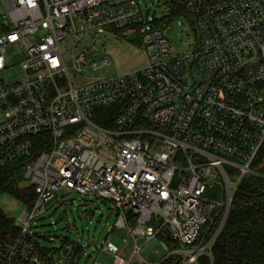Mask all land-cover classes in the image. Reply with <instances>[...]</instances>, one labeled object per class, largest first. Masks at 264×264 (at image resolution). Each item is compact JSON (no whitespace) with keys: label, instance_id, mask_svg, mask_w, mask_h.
<instances>
[{"label":"built area","instance_id":"1","mask_svg":"<svg viewBox=\"0 0 264 264\" xmlns=\"http://www.w3.org/2000/svg\"><path fill=\"white\" fill-rule=\"evenodd\" d=\"M163 1L167 12L156 17L139 0H0V168L48 141L26 167L19 188L34 200L21 203L15 237L0 239V264H81L86 247L41 248L31 232L60 189L116 214L83 264L102 252L111 264H196L220 230L200 238L213 212L223 209V223L240 181L264 178V0ZM173 3L186 17L169 22ZM173 24H193L187 54L167 39ZM106 35L139 41L146 66L105 78L111 63L94 44ZM12 47L23 58L7 81ZM113 230L128 235L120 249ZM157 247L161 261H146Z\"/></svg>","mask_w":264,"mask_h":264},{"label":"rangeland","instance_id":"2","mask_svg":"<svg viewBox=\"0 0 264 264\" xmlns=\"http://www.w3.org/2000/svg\"><path fill=\"white\" fill-rule=\"evenodd\" d=\"M139 1L143 9H150V13L154 12L156 17L167 12L163 0ZM184 28L185 26L177 28L173 24L167 34V39L175 54H187L193 48L194 34L189 27L186 30ZM94 46L96 49H100L101 56L109 59L111 63L109 67L102 71L105 78L131 73L146 66V56L139 41H128L125 38L106 35L95 42ZM22 58V53L17 47L7 49L6 62L9 69L3 73V79L13 81L20 76L18 64ZM22 187L25 186L21 185ZM55 198L58 201L39 220L31 224V232L36 235L35 242L41 248H51L65 240L86 247V253L81 262L83 264L86 257L92 255L95 246L97 245L99 250L108 237L116 219L115 211L111 203L76 193H67L64 189H60ZM0 209L7 218L16 224L25 207L12 197L4 195L0 197ZM67 224L70 226L68 230L65 229ZM112 233L111 243L119 249L122 248V240H128V235L123 230H113ZM137 243L140 245L141 240L138 239ZM129 244L123 249L126 258L130 256ZM156 249L158 253L148 254L146 261L154 263L161 261L165 252L159 247ZM97 261L98 264H111L112 258L109 254L102 252ZM86 264H92V260H89Z\"/></svg>","mask_w":264,"mask_h":264},{"label":"trees","instance_id":"3","mask_svg":"<svg viewBox=\"0 0 264 264\" xmlns=\"http://www.w3.org/2000/svg\"><path fill=\"white\" fill-rule=\"evenodd\" d=\"M169 9V22L186 17L185 11L176 3L169 5ZM191 28L194 29L193 24ZM102 111V115L108 120L115 113L112 108ZM47 146V140L39 139L34 143V154L30 158L20 159L0 168V197L8 195L25 205L33 202V190H21L19 185L24 181L27 165L35 159V154L45 150ZM253 170L257 171L256 166ZM257 173L264 176V169ZM222 215L223 209H216L212 214L213 222L202 229L200 238L204 237L206 242L220 228L211 246L210 257H200L196 264H264V178L254 175L243 178L233 192L223 223ZM16 233L14 222L0 209V239L11 241ZM174 247L173 244L170 245L171 249ZM162 264H181V259L171 256Z\"/></svg>","mask_w":264,"mask_h":264},{"label":"water","instance_id":"4","mask_svg":"<svg viewBox=\"0 0 264 264\" xmlns=\"http://www.w3.org/2000/svg\"><path fill=\"white\" fill-rule=\"evenodd\" d=\"M69 227H70V226H69L68 224H67V225H65V229H66V230H68V229H69Z\"/></svg>","mask_w":264,"mask_h":264},{"label":"crops","instance_id":"5","mask_svg":"<svg viewBox=\"0 0 264 264\" xmlns=\"http://www.w3.org/2000/svg\"><path fill=\"white\" fill-rule=\"evenodd\" d=\"M141 243H142V241H141Z\"/></svg>","mask_w":264,"mask_h":264}]
</instances>
